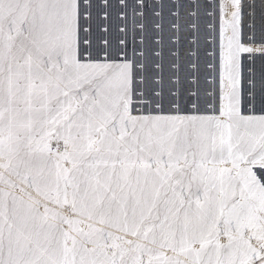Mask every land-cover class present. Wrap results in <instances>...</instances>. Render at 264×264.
Returning <instances> with one entry per match:
<instances>
[{
  "label": "snow or ice",
  "instance_id": "snow-or-ice-1",
  "mask_svg": "<svg viewBox=\"0 0 264 264\" xmlns=\"http://www.w3.org/2000/svg\"><path fill=\"white\" fill-rule=\"evenodd\" d=\"M0 264H264V0H0Z\"/></svg>",
  "mask_w": 264,
  "mask_h": 264
},
{
  "label": "rangeland",
  "instance_id": "rangeland-1",
  "mask_svg": "<svg viewBox=\"0 0 264 264\" xmlns=\"http://www.w3.org/2000/svg\"><path fill=\"white\" fill-rule=\"evenodd\" d=\"M259 63V62H258Z\"/></svg>",
  "mask_w": 264,
  "mask_h": 264
}]
</instances>
